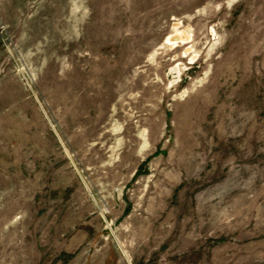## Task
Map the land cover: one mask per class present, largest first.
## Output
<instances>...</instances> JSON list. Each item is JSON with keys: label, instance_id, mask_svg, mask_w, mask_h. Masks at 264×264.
Masks as SVG:
<instances>
[{"label": "rangeland", "instance_id": "1", "mask_svg": "<svg viewBox=\"0 0 264 264\" xmlns=\"http://www.w3.org/2000/svg\"><path fill=\"white\" fill-rule=\"evenodd\" d=\"M0 264H264V0H0Z\"/></svg>", "mask_w": 264, "mask_h": 264}, {"label": "bare ground", "instance_id": "2", "mask_svg": "<svg viewBox=\"0 0 264 264\" xmlns=\"http://www.w3.org/2000/svg\"><path fill=\"white\" fill-rule=\"evenodd\" d=\"M178 23H176L175 26H177ZM190 35L189 33H187L185 30H179L176 28L175 33L168 36L166 38V41L169 42L171 45L177 46L179 44H186V42L189 40ZM187 52V50H185L184 54Z\"/></svg>", "mask_w": 264, "mask_h": 264}]
</instances>
